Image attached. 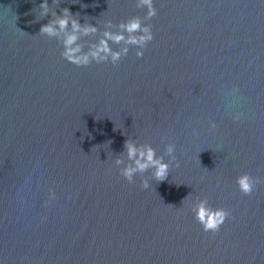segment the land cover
Segmentation results:
<instances>
[{
  "label": "water",
  "instance_id": "1",
  "mask_svg": "<svg viewBox=\"0 0 264 264\" xmlns=\"http://www.w3.org/2000/svg\"><path fill=\"white\" fill-rule=\"evenodd\" d=\"M48 3L101 29L146 11ZM39 4L0 0V264H264V3L155 0L143 56L87 66L40 33ZM128 138L176 145L164 180L121 175ZM243 172L259 178L250 195ZM197 196L229 211L218 231L195 219Z\"/></svg>",
  "mask_w": 264,
  "mask_h": 264
},
{
  "label": "clouds",
  "instance_id": "2",
  "mask_svg": "<svg viewBox=\"0 0 264 264\" xmlns=\"http://www.w3.org/2000/svg\"><path fill=\"white\" fill-rule=\"evenodd\" d=\"M55 2L59 4V0ZM261 2L264 3V0ZM135 4L137 8L146 9L143 16L133 15L118 23L107 19L104 21V28L101 29L97 24L88 21L81 23L78 14H72L67 7L57 13L50 7L48 0H40L39 19L49 13L51 18L41 25L39 31L48 37H55L62 44L60 55L70 63L87 66L95 61L96 63L111 62L115 65L122 57L128 55L130 46H135L137 57L143 56L148 42L154 39L152 24L146 21L157 15L155 0H135ZM97 33L99 35L96 39L82 42V37L94 36ZM113 44L118 47L114 48ZM242 116L243 113L237 111L232 114V119L240 120ZM211 126L214 128L216 122L211 121ZM175 149L176 145L169 142L165 145L164 152L158 155L157 149L151 143H137L135 139L128 138L124 142L123 154L115 158V164L120 166L121 175L129 182L134 180L137 173H145L151 169L149 177H142V186L149 188L150 178L162 181L168 176L170 162L175 160ZM166 155L169 157L167 160ZM258 182L259 178L253 177L249 172H243L236 177L239 191L245 195H250ZM55 198V189L49 187L48 199L44 201V205L48 206ZM191 210L205 232L218 231L230 215L226 208L210 204L207 197H195Z\"/></svg>",
  "mask_w": 264,
  "mask_h": 264
}]
</instances>
